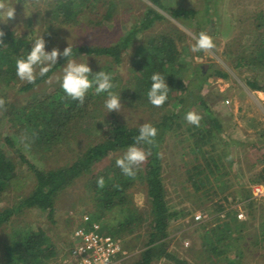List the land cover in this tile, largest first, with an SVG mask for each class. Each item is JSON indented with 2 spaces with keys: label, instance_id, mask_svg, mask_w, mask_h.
Returning <instances> with one entry per match:
<instances>
[{
  "label": "rangeland",
  "instance_id": "1",
  "mask_svg": "<svg viewBox=\"0 0 264 264\" xmlns=\"http://www.w3.org/2000/svg\"><path fill=\"white\" fill-rule=\"evenodd\" d=\"M58 1L10 0L15 4L16 15L6 22L0 21V31L8 30L31 40L35 36L43 35L49 50L59 48L62 51L65 47L74 45L111 44L119 41L128 28L140 23L147 9L153 6L165 17L157 19L134 38L133 45L122 53L120 63L115 62L110 56L96 54L80 53L72 56L71 59L89 62L93 71L100 67L111 66V74L114 75L117 70L123 83L131 72L134 48L147 41L149 36L166 32L173 34L176 40L180 52L179 61L185 64L186 78L192 77L195 70H200L199 67L205 68V71L209 68L211 70L219 68L228 72V77L210 75L201 91L196 90L201 82V75L197 74L198 77L194 79L195 97L200 93L206 105L216 115V118L206 125L209 132L218 137L215 139L212 152L227 166V175L220 179L215 178L214 187L208 192L196 190L191 178L193 173H189L188 168H195L200 160L206 163L208 159L200 157L199 161L194 160L195 154L188 148L189 142L183 140L188 137L187 133L178 135L175 134L176 131L168 132L161 145L162 175L168 203L172 210L181 212L169 224L167 247L190 264H264V250L258 243L264 213V197L257 199L250 195L254 205L249 206L250 200L245 198L243 193L244 188L250 189V185L253 184L250 182L251 178L256 176L263 166L258 157L264 153V90L252 89L247 79L255 77L264 83V75L257 65L251 68L247 64L236 65L238 53L248 54L252 48L255 49V45H259L257 39L253 37L254 31L251 25L243 26V22L239 19L247 17L250 23L251 18L250 21L248 18L251 14L264 10V0H219L218 9H210L209 20L202 18L207 0H162L170 7L185 6L197 9L195 16L190 15L187 18H176L167 9L159 8L151 0H87L80 6L74 22H62L60 17L55 16L53 10ZM25 3L29 7L30 15H25ZM110 3L114 8L112 15L108 17ZM201 31L213 35L214 47L194 51L191 47L195 43L194 36ZM62 68L63 65L45 81L28 91L21 90V85L27 81L19 77L16 84H1L0 108L6 109L11 103L28 104L35 99L45 97L60 82ZM125 101L126 99L121 97L120 110L108 112L104 107L103 97L94 99L91 102V113L95 114L96 118L90 120L95 128L86 129V122L75 124L76 136L72 139V145L63 143L61 146L46 150L42 156L30 148L26 141L19 139L15 134L16 124L12 125L11 122V114L8 115L5 110H0V148L15 158L17 172L24 175L19 186L12 185L1 195L0 209L15 204L20 198H18L19 193L26 194L35 188V177L19 158L16 148L19 147L40 167L62 166L76 158V151L85 149L90 142L101 136L105 137L113 120L137 126L158 120L162 115L163 109L153 112L151 108L129 106ZM188 111L202 115L205 107L197 100L188 105ZM182 122L185 129L191 125L184 116ZM6 134L13 135L15 147L8 144ZM125 150L111 153L94 164L89 173L76 178L71 185L62 190L56 198L55 212L52 216L47 210L24 207L16 212L9 222L1 225L0 264H14L9 258V253L13 251L12 247H15L27 231L38 234L39 230H42L47 237L42 247L46 253L52 252L47 257H42L45 259L44 264H61L60 260L67 253L70 234L81 222V215L84 212L90 213L112 231L130 211H134L135 216H143L142 221L136 219L132 220L130 225H123V232L118 235L129 252L126 261L137 259L146 247L151 232L150 201L145 181L136 178L134 184L127 189L128 201L121 202L112 209L103 208L91 185L93 182L90 181V177L95 176L97 180L98 177L105 175L111 160L121 157ZM223 188H225L224 192L221 191ZM215 190L220 193L213 194ZM225 196L228 198L225 199ZM218 203L223 204L225 210L227 209L228 214L224 218L221 214L220 217L215 214ZM197 211L208 213L211 219L196 224L193 216ZM238 213H243V218H239ZM225 220L232 221L231 227L234 232L237 231L234 237L239 235V239L235 242L236 247L233 248L235 253L227 252L226 259L209 260L205 254L202 237L218 223L224 225ZM187 240L189 245L185 244ZM18 247L20 248L21 245ZM151 264L176 263L162 257L153 260Z\"/></svg>",
  "mask_w": 264,
  "mask_h": 264
},
{
  "label": "trees",
  "instance_id": "2",
  "mask_svg": "<svg viewBox=\"0 0 264 264\" xmlns=\"http://www.w3.org/2000/svg\"><path fill=\"white\" fill-rule=\"evenodd\" d=\"M85 1L87 0H59L53 10L55 16L60 17L62 22H74L80 6ZM151 1L159 8L167 9L176 18H187L190 15L195 16L197 14V9L195 8L185 6L170 7L162 0ZM218 4L219 0H207L202 18L209 20L211 18L210 9L217 10ZM113 8V5H111L108 9V17L112 15ZM251 15L252 17H250ZM251 15L248 18L249 21L251 18L250 23H248L247 17H240L239 20L243 22V26L249 27L251 25L250 27L254 31L253 37L257 39L259 44L255 46L259 48H252L248 54L238 53L236 65L247 64L249 68L257 65L262 69L264 75V10ZM164 17V14L159 9L150 6L140 23L128 28L119 41L104 45H74L71 47L72 56H77L80 53L106 55L113 58L115 62L120 63L122 61V53L133 45L134 38L141 31L149 28L157 19ZM31 43V38L26 36L15 35L8 30L0 31V85L3 83L8 85L16 84L18 76L15 72V60L17 57L27 54ZM179 54L173 34L165 32L159 35H152L148 37L147 41L134 48V58L130 66L131 72L126 82H121L122 77L117 70L112 75L116 84L114 91L121 93V97L126 99L127 105L143 109L151 108L153 112L163 109L160 119L149 122L157 127L158 133L152 144L141 145L148 154L144 162L137 167L135 176H126L120 167L116 165L117 158H113L107 167V173L102 175L105 179L102 187L97 185L95 176L90 177V181L93 182L91 184L93 190L104 209H112L121 202L128 201L126 197L127 189L134 184L136 178L144 180L146 183L150 201L151 224L147 245L140 252L137 259L131 262L124 261L121 264H151L153 260L162 257L173 260L176 264H190L186 259L170 251L167 247L168 241L166 238L169 233V224L172 219L177 218L181 214L180 211L172 210L168 203L166 186L162 175L160 150L168 132L176 131L175 134L178 135L187 133L188 137L183 138V140L189 142L188 148L195 154L194 160L197 161L200 157L208 159L206 163L199 159L197 167L188 168V172L193 173L191 178L196 190L208 192L214 187L215 178L220 179L227 175V166L212 152L216 143L215 139H218V137L209 132L206 125L209 121L215 119L216 115L206 105L200 93L195 97L194 88L196 86L194 79L198 77L197 74L201 75V82H199V85L196 84L198 87L196 90L201 91L210 75L228 77L229 74L219 68L212 70L209 68L208 71H205V68L199 67L200 70H195L191 75L192 77L186 78L184 76L185 64L179 61ZM69 58L62 55L59 56L57 63L50 68L49 72L43 76L38 75L33 82L27 81L21 85V90H31L39 83L45 81ZM101 69L110 73L112 71L111 66H104L93 72ZM154 72H160L170 86L167 100L159 106L150 103L147 96V91L152 83L150 77ZM247 83L252 89L264 90V83L255 77H248ZM105 95L97 94L90 90L84 101L80 102L68 97L59 82L45 97L35 99L28 104L14 105L11 103L8 104V108H0V110H5L8 115L11 114V122L12 125L16 124L15 134L19 139L26 141L30 148L42 156L46 150L61 146L63 143L72 145V139L76 136L74 131L75 124L86 122V129L95 128L92 120H90L96 118V115L91 113V102L96 98L103 97L104 104ZM197 100L204 105L205 112L200 115L201 119L198 125L191 124L188 129H185L183 128L182 118L188 111V105L197 102ZM167 107L169 108L168 110ZM139 127L140 125L130 126L119 120H113L105 137L101 136L99 139L90 142L85 149L76 151V158L62 166L40 167L19 147L16 148L19 158L24 161L27 169L35 177V188L26 194L19 193L18 198H20L15 204L0 209V227L4 223L9 222L11 217L24 207H37L47 210L49 215L52 216L55 212V201L59 193L71 185L76 178L84 173H89L94 164L111 153L124 150L128 145L135 143L134 137L138 135ZM5 138L8 144L15 147L13 135L6 134ZM183 153L185 152L183 151ZM258 158L259 162L263 163V166L256 173V176L251 178V183H264V153ZM23 176L17 172L15 158L0 148V198L10 186H19ZM225 188L221 191L224 192ZM219 193L217 190L213 192V194ZM243 193L245 198L250 200L249 206H253V198H250L251 190L244 188ZM224 198L227 199L228 196ZM217 205L215 212L225 209L223 204L218 203ZM127 208L131 209L129 206ZM136 216L134 211H130L113 228V231L109 230L116 235H121L123 225H130L131 221L136 219V221H142L143 216ZM231 223L232 221L225 220L224 225L218 223L211 228L209 233L203 235L202 243L206 257L209 260L226 259L228 256L227 252H234L233 248L236 247L235 242L239 239V235L234 237L237 231L234 232L231 227L233 224L231 225ZM38 232L36 234L34 231H27L25 236H22L20 241L16 243L15 247H12L13 251L9 253V258L13 260L14 264L16 262L19 264L45 263V259L42 257H47L52 252L46 253L42 244L47 237L42 230ZM258 243L264 250V213L262 215ZM20 245L21 247L19 248L18 246ZM235 251L238 252V250Z\"/></svg>",
  "mask_w": 264,
  "mask_h": 264
},
{
  "label": "clouds",
  "instance_id": "3",
  "mask_svg": "<svg viewBox=\"0 0 264 264\" xmlns=\"http://www.w3.org/2000/svg\"><path fill=\"white\" fill-rule=\"evenodd\" d=\"M25 15H30L29 7L25 3ZM16 15L15 4L10 0H0V21H7ZM195 43L191 46L194 51L208 50L214 47L213 35L201 31L194 36ZM47 41L43 35L35 36L26 55L15 60V72L21 80L33 82L37 76H43L58 61L59 56L72 57V48L67 46L62 51L59 48L48 49ZM38 69V71H37ZM152 83L147 91L148 100L153 105H161L168 98L169 84L160 72H154L150 77ZM60 84L65 94L73 100L83 102L90 90L104 96V107L108 112L120 110L121 93L114 91L116 84L112 74L103 69L93 72L89 62H78L75 59H66L63 64ZM184 118L191 124H199L200 115L194 111L185 113ZM158 129L149 122L142 123L138 135L134 137L135 143L127 146L124 154L116 159V165L126 176H135L136 169L146 159L147 152L142 144H152L157 136ZM105 183L103 176L97 178V185L102 187Z\"/></svg>",
  "mask_w": 264,
  "mask_h": 264
},
{
  "label": "built area",
  "instance_id": "4",
  "mask_svg": "<svg viewBox=\"0 0 264 264\" xmlns=\"http://www.w3.org/2000/svg\"><path fill=\"white\" fill-rule=\"evenodd\" d=\"M250 190L253 198L264 197V183L255 182L250 185ZM215 214L224 218L228 213L223 209ZM238 216L243 218V213H238ZM209 218L210 215L202 211L195 212L193 216L196 224ZM68 244L61 264H121L129 257L122 238L88 212L82 213L81 222L72 230ZM185 244L189 245V241Z\"/></svg>",
  "mask_w": 264,
  "mask_h": 264
}]
</instances>
